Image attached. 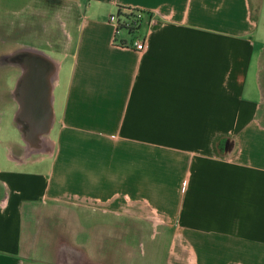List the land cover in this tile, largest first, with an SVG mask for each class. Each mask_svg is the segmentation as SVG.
<instances>
[{"label": "crops", "instance_id": "1", "mask_svg": "<svg viewBox=\"0 0 264 264\" xmlns=\"http://www.w3.org/2000/svg\"><path fill=\"white\" fill-rule=\"evenodd\" d=\"M129 8L147 14L116 33L110 16ZM65 25L39 153L16 121L20 75L11 90L19 135L0 155V264H45L31 253V215L58 207L92 228L79 264H122L110 246L149 207L165 224L145 264H264V46L252 1L75 0Z\"/></svg>", "mask_w": 264, "mask_h": 264}, {"label": "rangeland", "instance_id": "2", "mask_svg": "<svg viewBox=\"0 0 264 264\" xmlns=\"http://www.w3.org/2000/svg\"><path fill=\"white\" fill-rule=\"evenodd\" d=\"M251 1L252 14L257 20L254 38L260 51L264 46V0ZM74 4L75 0H0V155L7 153V146L19 135L12 119L11 90L21 75L20 68L3 65L1 57L17 48L31 46L46 50L58 63L69 46L65 23ZM261 79L264 85V69ZM59 208L31 215V253L35 249L42 259L45 257V264H79L76 247L82 244L85 250L91 249L92 228L78 229L74 210ZM148 209V218L141 229L134 228L125 244L116 242L110 246V254L122 255V264L152 261L153 246L162 242L163 235L159 232L165 224L164 216L155 208Z\"/></svg>", "mask_w": 264, "mask_h": 264}, {"label": "water", "instance_id": "3", "mask_svg": "<svg viewBox=\"0 0 264 264\" xmlns=\"http://www.w3.org/2000/svg\"><path fill=\"white\" fill-rule=\"evenodd\" d=\"M5 64L18 66L22 73L14 94L20 104L16 121L22 124L24 141L39 153L54 123L53 90L59 68L56 60L41 49L20 47L1 57Z\"/></svg>", "mask_w": 264, "mask_h": 264}, {"label": "built area", "instance_id": "4", "mask_svg": "<svg viewBox=\"0 0 264 264\" xmlns=\"http://www.w3.org/2000/svg\"><path fill=\"white\" fill-rule=\"evenodd\" d=\"M134 11L135 15L132 18H127L123 15H120L119 13L112 14L110 16V21L115 25V31L116 33H120L122 29H127L129 31H133L134 29H137L140 25V22L142 18L147 14V12L142 10H136L133 8H129L126 10L127 13H130ZM146 40H135L134 46L140 50L143 51L146 47Z\"/></svg>", "mask_w": 264, "mask_h": 264}, {"label": "trees", "instance_id": "5", "mask_svg": "<svg viewBox=\"0 0 264 264\" xmlns=\"http://www.w3.org/2000/svg\"><path fill=\"white\" fill-rule=\"evenodd\" d=\"M119 14L120 15H123V16H125V17H127V18H132L134 15H135V12L134 11H132V12H130V13H125V12H123L121 9L119 10Z\"/></svg>", "mask_w": 264, "mask_h": 264}, {"label": "bare ground", "instance_id": "6", "mask_svg": "<svg viewBox=\"0 0 264 264\" xmlns=\"http://www.w3.org/2000/svg\"><path fill=\"white\" fill-rule=\"evenodd\" d=\"M57 66H59V63H57Z\"/></svg>", "mask_w": 264, "mask_h": 264}, {"label": "flooded vegetation", "instance_id": "7", "mask_svg": "<svg viewBox=\"0 0 264 264\" xmlns=\"http://www.w3.org/2000/svg\"><path fill=\"white\" fill-rule=\"evenodd\" d=\"M4 64H5V63H4ZM4 64H3V65H4ZM5 65H6V64H5ZM21 73H22V70H21Z\"/></svg>", "mask_w": 264, "mask_h": 264}]
</instances>
